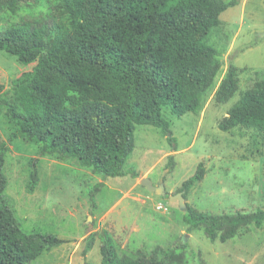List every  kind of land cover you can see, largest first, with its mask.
<instances>
[{
  "label": "trees",
  "instance_id": "16d2710c",
  "mask_svg": "<svg viewBox=\"0 0 264 264\" xmlns=\"http://www.w3.org/2000/svg\"><path fill=\"white\" fill-rule=\"evenodd\" d=\"M31 1L0 0V13H14ZM236 4L237 0H59V21L23 20L0 31V52L25 66L35 64L12 80L8 90L0 83V109L10 130L0 146V264H29L66 243L56 235L22 230L4 197L8 143L24 140L37 146L42 156L74 161L101 180L136 178L126 163L135 148L137 126L158 129L172 144L163 111L176 118L199 113L222 66L207 39L219 26L220 15ZM237 90V70L230 65L215 101L226 103ZM237 127L252 129L264 140V79L246 90L218 124L222 132ZM172 168L169 158L167 173ZM204 176L199 163L176 194L183 193L186 201L190 188ZM38 182L33 161L26 192L32 194ZM101 186L96 184L90 192L91 207ZM183 221L188 232L202 229L210 242L226 243L250 226L262 227L264 210L216 215L186 203ZM98 236L101 264L185 263L183 253L160 246L148 256H119L110 236ZM94 242L90 235L83 254Z\"/></svg>",
  "mask_w": 264,
  "mask_h": 264
},
{
  "label": "rangeland",
  "instance_id": "374dc122",
  "mask_svg": "<svg viewBox=\"0 0 264 264\" xmlns=\"http://www.w3.org/2000/svg\"><path fill=\"white\" fill-rule=\"evenodd\" d=\"M58 4L59 0H34L14 13L4 10L0 13V31L23 20L57 22ZM219 21L207 44L216 49L222 66L204 95L199 113L176 118L163 111L172 144L158 129L137 126L135 148L126 163L136 178L129 175L101 180L74 161L42 156L37 146L24 140L8 143L4 197L22 230L56 235L66 241L29 264H101L100 233L111 237L119 256L137 257L139 252L148 256L160 246L183 253L184 264H264V224L260 228L250 226L226 243H212L202 229L188 232L183 221L185 212L178 202L168 199L203 163L205 176L190 188L187 204L216 215L264 210V140L252 129H218L243 93L264 79V0H237ZM34 65L25 66L0 52L4 90ZM230 65L237 70L238 90L228 102L220 104L215 101V92ZM3 114L0 109V146L10 135ZM169 158H173V168L167 173ZM33 161L39 182L29 194L26 187ZM143 178L155 187L162 184L168 195L161 197L148 191L140 184ZM99 183L102 186L91 207L90 192ZM90 235L95 236L94 245L83 254Z\"/></svg>",
  "mask_w": 264,
  "mask_h": 264
},
{
  "label": "water",
  "instance_id": "95a60500",
  "mask_svg": "<svg viewBox=\"0 0 264 264\" xmlns=\"http://www.w3.org/2000/svg\"><path fill=\"white\" fill-rule=\"evenodd\" d=\"M140 184L144 186L148 191L153 192L154 194H157L161 197L167 196L165 192V188L162 184H160L158 187H155L153 186L152 182L148 178L141 179ZM182 194L183 193L180 192L175 195H170L168 199L170 202H178L179 209L185 212L186 211V201L183 198ZM182 239L185 240L186 236H183Z\"/></svg>",
  "mask_w": 264,
  "mask_h": 264
},
{
  "label": "clouds",
  "instance_id": "9594fccd",
  "mask_svg": "<svg viewBox=\"0 0 264 264\" xmlns=\"http://www.w3.org/2000/svg\"><path fill=\"white\" fill-rule=\"evenodd\" d=\"M166 195H167V193H166ZM169 198V197H168Z\"/></svg>",
  "mask_w": 264,
  "mask_h": 264
}]
</instances>
